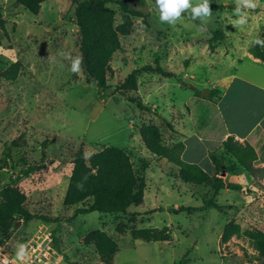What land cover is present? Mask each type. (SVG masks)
I'll return each instance as SVG.
<instances>
[{"label":"rangeland","instance_id":"374dc122","mask_svg":"<svg viewBox=\"0 0 264 264\" xmlns=\"http://www.w3.org/2000/svg\"><path fill=\"white\" fill-rule=\"evenodd\" d=\"M127 1L146 15L134 16L129 33L120 35L122 47L110 62L111 87L100 90L82 63L78 73L71 70L72 61L81 56L72 0H45L37 13L17 0H0L6 26V33L0 29V190L14 180L27 195L28 212L59 219L23 220L5 236L7 244L16 248L30 242L37 231H49L51 244L61 255L56 264H102L95 247L82 242L88 230L101 228L118 241L113 264H219L222 260L264 264V257L246 238L220 242L224 225L238 217L242 194L220 190L216 193L220 207H200L213 194L212 187L177 178V166L150 153L138 133L141 123H155L167 142L176 130L172 122L187 113V108L179 109L184 101L192 95L212 99L209 90L228 71L229 61L249 49L256 38L264 39V0L247 10L248 22L242 27L233 26L238 19L235 0H210L211 15L204 21L193 20L189 10L175 25L160 22L155 0ZM108 5L118 25L121 8L113 2ZM217 31L222 35L216 38ZM156 63L176 76L143 70L136 91L119 92L116 86L132 69ZM10 66L15 75L6 78L2 72ZM128 96L152 107L146 104L141 109ZM190 104L196 123L199 114L201 120L206 114L214 118L212 104L197 100ZM81 144L87 155L106 145L124 148L138 176L146 185L150 180L142 202L131 205L126 214L92 211L70 219L75 207L63 205L64 186L72 156ZM244 174L246 170L237 165L234 173L224 174V180L241 183ZM178 206L196 208L179 210ZM155 207L162 209L152 211ZM255 216L260 221L243 223L242 229H264V206ZM163 226L170 231V243L130 235L132 228Z\"/></svg>","mask_w":264,"mask_h":264},{"label":"trees","instance_id":"16d2710c","mask_svg":"<svg viewBox=\"0 0 264 264\" xmlns=\"http://www.w3.org/2000/svg\"><path fill=\"white\" fill-rule=\"evenodd\" d=\"M20 5L32 13H37L41 3L45 0H17ZM75 4L74 14L79 31V50L82 57L83 67L89 77H92L100 90H107L111 86L108 83V75L111 72V59L114 53L121 49L120 35L129 33L133 17H144L146 14L129 4L127 0H72ZM113 2L120 6L122 22L115 25V14L108 3ZM0 29L6 33L5 22L0 11ZM222 35L215 32V37ZM248 51L264 62V48L251 44ZM14 66H10L2 72L6 78H13L15 73H10ZM148 70L167 76H176L174 72L166 70L162 65L150 64L141 68L132 69L124 81L116 86L121 94L138 89V77L141 71ZM216 90L212 89L211 96ZM130 101L139 108L146 109L139 98L128 96ZM138 133L144 147L158 158H166L177 166L176 176L184 182L196 185H210L213 194L203 199L200 207L213 205L220 207L221 203L216 198V193L221 189L242 190L240 184L226 182L223 172L235 171L237 165L252 170L253 161L256 159L254 148L248 144H242L232 136H228L220 145L222 153L210 154L211 161L216 168L213 176H210L198 165L184 161L181 154L184 148L182 141L167 143L164 141L160 126L155 123H141ZM227 157L230 161L227 162ZM30 171V170H29ZM28 173V170L25 171ZM4 186L0 190V233L8 235L12 227L14 215H20L25 221L39 218L48 222H59L44 214H32L26 209L27 195L14 184ZM146 182L140 178L134 168L129 153L121 147L106 145L101 149L86 154L83 145L72 156V167L63 197L65 207H75L73 215L99 211L101 213H128L131 205L142 202ZM196 207L178 206L179 210H191ZM162 209L155 207L152 211ZM121 227L119 226L118 229ZM132 239L145 241H159L170 243L172 237L167 226L161 228L142 227L130 230ZM232 238L247 239L249 246L264 257V229H242L240 224L229 221L224 225L220 236V242L226 243ZM56 240V238H55ZM84 245H93L102 264H113L114 255L120 247L115 237L106 230L95 228L88 230L82 236ZM78 264V263H75Z\"/></svg>","mask_w":264,"mask_h":264},{"label":"crops","instance_id":"0c3cea01","mask_svg":"<svg viewBox=\"0 0 264 264\" xmlns=\"http://www.w3.org/2000/svg\"><path fill=\"white\" fill-rule=\"evenodd\" d=\"M229 62L228 71L214 80L212 89L216 90V93L212 99L206 100L192 95L183 102V107L179 109L187 108V113L177 122H172L176 130L167 143L182 141L184 148L181 158L198 165L210 176L216 172L210 154L222 150L220 143L228 136H232L242 144L248 143L254 148L256 159L253 161L252 170L244 168L246 175L244 174L242 182L226 180L243 187L242 190H236L242 196L241 201L237 203L238 217L234 220L242 226L243 223L260 221L255 216V211L264 206V192L261 193L264 190V62L254 57L248 49ZM192 100H197L203 105L212 104L214 118H209L206 114L201 120L199 114L196 123L195 112L189 107ZM145 103L152 107L149 102ZM153 106L157 105L153 104ZM168 131L171 133L169 128ZM227 172L234 173V171L223 172V177ZM146 181L148 185L150 180L147 178ZM67 185L68 181L64 188ZM256 195L257 201H255ZM222 201L228 200L224 198ZM219 264H229V262L222 260Z\"/></svg>","mask_w":264,"mask_h":264},{"label":"clouds","instance_id":"9594fccd","mask_svg":"<svg viewBox=\"0 0 264 264\" xmlns=\"http://www.w3.org/2000/svg\"><path fill=\"white\" fill-rule=\"evenodd\" d=\"M258 0H235V15L238 17L233 21V26L242 27L248 22L249 13L247 10L255 9ZM155 6L159 11V20L162 23L175 25L181 20L182 14L190 10L191 18L201 19L204 21L211 15L210 0H155ZM253 44L264 48V39L256 38ZM70 58V57H68ZM82 57L78 56L72 61L73 72L80 71ZM17 258L24 259L27 256L26 245L19 244L17 246Z\"/></svg>","mask_w":264,"mask_h":264},{"label":"built area","instance_id":"2783aa9c","mask_svg":"<svg viewBox=\"0 0 264 264\" xmlns=\"http://www.w3.org/2000/svg\"><path fill=\"white\" fill-rule=\"evenodd\" d=\"M21 175V174H20ZM24 219L20 215L12 218V227ZM50 232L37 231L32 240L26 244L27 256L24 259L17 258V247L10 248L6 237L0 233V264H56L61 258L51 244Z\"/></svg>","mask_w":264,"mask_h":264},{"label":"water","instance_id":"95a60500","mask_svg":"<svg viewBox=\"0 0 264 264\" xmlns=\"http://www.w3.org/2000/svg\"><path fill=\"white\" fill-rule=\"evenodd\" d=\"M204 91H205V89H204ZM211 90H209V92H210Z\"/></svg>","mask_w":264,"mask_h":264}]
</instances>
